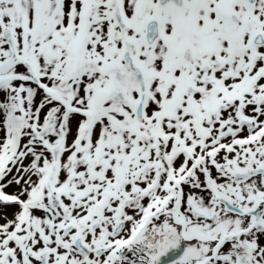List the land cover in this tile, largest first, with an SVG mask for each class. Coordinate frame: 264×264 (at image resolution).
Instances as JSON below:
<instances>
[{"label":"snow or ice","instance_id":"obj_1","mask_svg":"<svg viewBox=\"0 0 264 264\" xmlns=\"http://www.w3.org/2000/svg\"><path fill=\"white\" fill-rule=\"evenodd\" d=\"M0 264H264V0H0Z\"/></svg>","mask_w":264,"mask_h":264}]
</instances>
